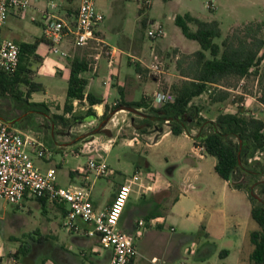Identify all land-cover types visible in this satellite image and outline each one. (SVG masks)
Instances as JSON below:
<instances>
[{
	"label": "rangeland",
	"instance_id": "rangeland-1",
	"mask_svg": "<svg viewBox=\"0 0 264 264\" xmlns=\"http://www.w3.org/2000/svg\"><path fill=\"white\" fill-rule=\"evenodd\" d=\"M42 1L44 7L40 9L41 16L31 17V13L27 11L18 14V17L10 14L8 21L1 29L0 42L11 40L20 45L24 42L35 43L43 40V31L47 21L45 11L55 10V8H52V5L56 4L58 6V14L66 15L68 11H74L79 4V0ZM102 9L105 19L100 24L99 29H101L105 41L112 49L119 48L125 50L133 57H137L138 55L134 48L130 47V42H137L151 48L155 47L160 41H153L147 36L148 30L154 22H161L168 41L171 40L176 44H182L184 40L191 42V40L184 37L181 29L176 26L173 19L176 15L184 16L189 13L203 21H219L222 37L215 40L219 45L238 26L250 22L264 23V0H104ZM192 28L195 30L194 26ZM100 39H103V37L100 36ZM194 43L197 44L196 42ZM158 53L165 60L166 71L170 70L173 64L176 66L178 55L175 53V50L169 54ZM180 54L179 56H181ZM37 55L40 58H32L28 71V80L32 83L43 85L44 90L32 94L30 99L27 98L28 87L24 85L15 91V95H5L0 91V116L11 125L14 123L13 126L18 129L31 131L46 142L47 146L54 153L53 157L38 161V165L42 170L49 168L57 170L60 183L63 186H67L71 182L70 171L81 169L88 161L86 157L75 155L79 153L85 142L79 144L76 149L75 146H69L67 148L68 151L56 152L55 133H63L64 136L69 137L68 141L74 142L73 139L77 135L83 136L96 133L105 120L98 118L96 122L89 125L88 123L93 122L94 118L87 116V106L84 109L79 106L76 114L69 118L68 124L63 125L60 122L56 125L55 115L61 116L64 111L63 99L65 90H63L64 88L60 84L61 82H59L60 73H55V69L52 72L48 69V64L45 63L46 60L49 63L55 62L54 57L56 56L50 54L46 42H42L39 45ZM75 56L88 57L92 60L101 57L98 59L100 66L98 76L99 78L107 76L108 58L112 56V52L105 44L92 41L87 47L73 48L71 49V58ZM129 61L130 64L138 63L135 60V62H131V59L123 56V63L120 69L123 76H129L128 82H131L130 78H133L135 82L132 84L134 86L137 84L135 88V100L140 101L147 94L149 96V106L160 107L155 104V94L161 91L172 92V87L168 88L167 84H164L162 81L154 93L152 86L147 85L145 80L137 78L135 66L129 65ZM43 66L44 69L42 70ZM263 68L264 61L259 66L260 70ZM255 70L253 69V71ZM173 71L176 72V68ZM160 76L162 75H154L150 72L146 73L147 78L156 77L159 80ZM224 85L225 87H229V91L231 92V98L227 102L221 105H211L208 98L209 94H204L200 99L194 100L195 105L202 107V116L204 118L214 120L221 113H230V111L236 113L239 107H242L245 109L247 115L264 120V84L261 85L258 76L253 73L249 78L229 80ZM222 89L225 88L222 87ZM55 92L58 94L56 99ZM113 95L119 100L121 99L116 88L113 89ZM17 97L21 100L19 101ZM241 98L243 100H240ZM26 99L31 103L45 104L48 110L42 109V111L43 113H47V117L43 113L32 114L28 117L24 110L26 106L24 100ZM110 101H113V97L110 98ZM94 111L96 112V110ZM123 111H119L121 114L109 125V129L116 135L120 131V128H123L121 135L130 139L136 138L137 142L125 147L123 146V140L120 138L122 136H118L115 148L108 158V164L115 174L111 177H100L96 182L95 175L92 174L90 181V184L96 183L94 196L98 199L102 197L103 193L105 196L109 195L118 185L127 184L131 186L132 194L119 226L121 231L125 230L124 226L129 227L131 222L137 218V212L140 207L143 208V212L139 218L145 224L149 221V214L152 212L167 214L176 193L174 190L169 196L159 189L168 187L167 182L170 180L180 183L181 175L184 173L182 171V173L179 172L173 177L169 176L171 166L174 164L176 158L173 140L164 142L160 147L147 148L143 145V142L140 143L139 141H149L146 136L151 134L154 135V140L152 141H157L159 136L155 133V129L152 128L145 133H139L140 136H135L134 132L136 131L132 125V120L140 123L141 117ZM122 116H126V122H122L124 119L121 118ZM18 123L20 124L18 125ZM167 128H169L168 125H164V129ZM196 134L197 130L195 129L192 135L195 136ZM90 140L91 138L88 139V141ZM196 153L198 152L196 151ZM148 158L153 163L151 168H147L145 164V159ZM256 159L264 162V154L261 152L257 153ZM262 180L264 179L262 178ZM78 181L76 180V182L74 181L71 184L79 186ZM253 189L254 195L264 201V187L255 185ZM64 222L65 218H63L62 212L59 209L57 210V207L53 204L43 206L42 203L33 201L31 203H24L21 206H13L0 201V253L14 256L22 264H56L55 253L72 246V236L75 234L64 227ZM256 225L258 230L259 226L257 223ZM166 230L170 229L166 227ZM202 236L200 233L197 236L188 237L184 241L182 259H180L182 261L180 262L179 260L178 264H200L194 255V250L196 245L204 242ZM136 243H139L137 239ZM211 245L214 246L213 242H211ZM249 245L251 248H254L252 244ZM26 246L29 247L30 253L24 256L19 250ZM221 246L225 250L231 249L227 245ZM100 250L103 253L108 251L102 248ZM58 257L62 260L60 255H56V258ZM73 258L77 259L76 261H87L89 259L88 255L86 253L83 254V252L81 253V251ZM212 264H237V261L235 258L222 261V258L216 256Z\"/></svg>",
	"mask_w": 264,
	"mask_h": 264
},
{
	"label": "crops",
	"instance_id": "crops-1",
	"mask_svg": "<svg viewBox=\"0 0 264 264\" xmlns=\"http://www.w3.org/2000/svg\"><path fill=\"white\" fill-rule=\"evenodd\" d=\"M103 2L104 0L97 1V7L101 12H103ZM43 7L44 3L42 0H34L32 7L27 12L31 13V17H37V15L41 16L40 9ZM18 14L21 13H18L14 10L11 12V15L15 17H18ZM173 19L175 21V16L173 17ZM159 23L161 24V22ZM99 27L97 29V33H99L100 36L103 37V39H101L103 44L108 46L109 50L112 52V58H108V74L105 78H99L98 76L100 71L98 59H100L101 57L97 58L94 71L86 75V77L89 79L87 88L88 93H91L104 101L103 104L93 107V110H96L97 118H94L93 122H89V125L96 122L98 118H102L106 110V105H108L109 107H113L122 99V97L127 102H137L135 100V88L137 84H135V86L132 84L135 82L133 78H130L131 82H128L129 76H123L121 73L120 67L123 63V56H127L129 59H131V62L137 61L139 63L140 60L149 59L152 48H154L161 54H169L173 50H177L182 54H193L200 49L199 44L197 42L196 43L198 45L194 43L195 41L188 42L184 40V43L176 44L171 40L168 41L167 35L165 34L163 38L158 39L160 41L157 43V45L151 48L145 47L137 42H130V47L134 48L138 55L137 57H133L125 50L119 48L112 49L105 41L103 33L101 29H99ZM66 47L70 49L72 46L67 44ZM177 55L178 59L179 54ZM54 59L55 62L53 63H49L48 60H46L45 63L48 64L49 70L53 72L55 69V73H60L59 82H61L60 84H62L64 88L63 90H65L63 99L64 110V106L66 103V90L70 78V66L67 59H63L60 57H54ZM134 64L135 63L130 64L129 61V65ZM49 65L52 67H50ZM174 68H176L175 64H173L170 70H167L162 76H160L162 80L160 78L158 80L156 77H142L139 74H137V78L139 80H145L147 85L153 87L155 93L162 81L164 84H167L168 88H171L173 84L182 79L177 70L176 72L173 71ZM43 69L44 66L42 67V70ZM149 81L151 82L148 83ZM115 88L118 89L121 98L120 100L113 95V89ZM120 90H122V95L120 93ZM56 93L57 92H55V99L58 96V94ZM112 97L113 101H110V98ZM146 98H149L147 94L143 96V99ZM221 104L223 103L214 105ZM79 106L83 109L86 108V106V109L90 108L87 102L80 104L78 101H74L73 113L66 114L65 118L69 119L74 114H76L78 110L77 108ZM230 113L234 112L230 111ZM120 114L121 112H118L111 119L106 128L109 129V125L114 122ZM62 115H64V111ZM121 118H124L122 122H126V116H122ZM122 130L123 128H120V131H118L116 135L113 133V138H109L102 133L94 135L92 134L87 136L84 140L77 144H74L75 140L74 142L68 141L69 137L64 136L63 133H61L62 135L60 133H55V151H68L67 148L69 146H75L76 149L77 146L82 142H89V138H91L90 141H92L93 139H100L105 143L111 140L113 142V145L109 147L108 151L102 156V159L109 166L108 176L111 177L115 174V172L108 164V158L115 148L117 137L122 136L120 138L123 140V146L125 147L131 146L133 145V143L137 142L136 138L130 139L128 137H124V135H121ZM136 132H134V135L140 136L139 133ZM142 136L144 137V135ZM146 138L149 141L139 142H143V145L149 149L160 147L164 142L173 140L172 142L174 145L176 158L174 164H172L171 166V172L169 176L173 177L179 172L182 173V171H184V175H181L180 183L175 180H170L168 181L169 183L167 182L168 187L159 189L160 191L167 193V195L169 196L174 190V192L176 193L167 214H163L162 212H152L151 214H149L150 217L156 213H158L159 217L151 218L144 226H140V221H143L139 218L140 214L143 212V208L140 207L137 212V218L133 222H131V227L124 226L125 230H123L122 232L125 233L134 242L138 251V255L134 258L132 264H148L149 261L153 258H160L165 261L166 264H178L179 260L182 259V249H184V241L188 239V237L194 235L197 236L200 233L203 235L202 239H204V242H200V244L196 245L194 250V255L199 260L200 264H212V261L214 260V258H216V256L222 258V261H227L230 258H235L237 264H253L250 258L254 248H251L249 245L251 244L249 237L251 232L257 230V225L252 218L253 205L249 200L248 193L234 189L230 186L229 182L224 181L220 178V176L215 171L217 159L209 156L208 154L200 155L199 153H196L195 140L193 139V137L187 134L175 136L171 133L170 129L167 128L164 129V132L162 133V135H160L157 141H152L154 140L153 134L146 136ZM79 156L86 157L88 159L87 163L91 158H98L96 154ZM87 163L81 169L70 171L71 182L67 186L72 185L71 183H73L74 181L76 182V180H79V186L90 184L92 174L85 173ZM145 164L147 168H151L153 166V163L149 158L145 159ZM95 182L92 183L94 184L92 192L94 205L98 210H107L112 205L116 194L120 189V186L123 184L115 187L114 190L107 196H105V194L103 193L102 197L98 199L94 196V189L96 185ZM58 183L59 185L63 186L59 181V177ZM55 207H57V210L59 209L62 212L63 218H65L67 206L55 204ZM77 224L80 230L77 232L72 231L73 233H75L72 236V246L56 252L55 263L110 264L111 252L107 251L106 253H103L100 250L101 247L99 238L88 236L87 232L91 229V227L88 224L84 223L81 219L77 221ZM166 227L170 230H166ZM136 239L139 242L138 244L136 243ZM211 242H213L214 246L211 245ZM221 245H227L231 247V249L225 250L221 248ZM78 250H80L81 253L83 252V254L86 253L89 259L87 261H76L77 259L75 260L73 257H75V255L80 252ZM56 255H60V257H62V260H60L59 257L56 258ZM181 261L182 260H180V262Z\"/></svg>",
	"mask_w": 264,
	"mask_h": 264
},
{
	"label": "trees",
	"instance_id": "trees-1",
	"mask_svg": "<svg viewBox=\"0 0 264 264\" xmlns=\"http://www.w3.org/2000/svg\"><path fill=\"white\" fill-rule=\"evenodd\" d=\"M76 14L77 8L72 12L68 11L66 16L74 18ZM175 24L181 29L184 37L197 42L200 49L193 54H180L175 50L176 54L181 55L177 59L176 70L182 79L172 85L174 102L156 108L149 106L148 98L127 102L122 97L115 106L106 105L102 119H107L111 113L125 107L144 110L146 116H140V123L134 120L132 122L138 133H145L154 128L160 137L164 132V125H168L175 136H193L192 132L196 129L197 134L193 136L195 145L204 147L209 156L217 159L215 171L220 178L229 182L234 189L248 193L253 204L252 218L259 226L258 230L250 234L254 247L250 259L253 264H264V201L252 195L255 185L264 187V180L261 181L264 179V162L256 159L257 153L264 154V120L247 115L242 107H239L236 113H221L216 119L210 120L202 116V107L194 104V100L204 94H209L211 105L227 102L231 98V92L230 88L224 85L226 81L246 79L253 73L259 77L261 85L264 84V68L259 69L264 61V23L250 22L234 28L221 45L215 42L222 37L221 26L217 20L203 21L187 13L184 16L176 15ZM96 36L100 38L99 33H96ZM42 42L48 44L44 37L35 43L24 42L19 45L21 55L17 72L12 75L0 72L2 94L15 95V91L24 85L28 87L27 98L30 99L32 94L44 90L43 85L28 80L32 58H40L37 51ZM68 60L70 78L64 115H55L56 125L60 122L63 125L68 124L69 119H66L65 115L73 113L74 101L80 104L87 102L90 107L87 116L92 118H97L93 107L104 103L101 98L87 91L89 79L86 75L94 71L97 58L92 60L75 56ZM133 66L142 77H146L149 72L140 63ZM17 99L21 100L18 97ZM28 99L24 100V110L28 117L43 113L42 109L48 110L45 104L31 103ZM43 114L47 117V113ZM0 118L8 122L2 116ZM36 201L43 206L47 204L46 200ZM157 217L158 213L149 217V220ZM19 251L24 256L30 253L27 246Z\"/></svg>",
	"mask_w": 264,
	"mask_h": 264
},
{
	"label": "built area",
	"instance_id": "built-area-1",
	"mask_svg": "<svg viewBox=\"0 0 264 264\" xmlns=\"http://www.w3.org/2000/svg\"><path fill=\"white\" fill-rule=\"evenodd\" d=\"M34 0H0V35L1 29L14 10L18 13L28 11ZM98 0H79L77 14L68 18L58 14V6L52 5V11H45L47 18L44 37L48 42L50 54L63 59L71 57V49L87 47L90 42L103 43L96 36L99 25L104 21V13L97 7ZM151 40L165 36L164 27L156 22L147 32ZM72 47L68 49L66 45ZM20 46L11 40L0 42V72L12 75L20 65ZM112 58V56L110 57ZM112 62V60H111ZM140 63L151 74L163 75L166 72L164 58L157 50L151 49L149 59ZM155 104L162 106L173 103L172 92H158L154 96ZM113 145L111 140L93 139L82 145L78 154L93 155L86 165L85 173L94 174L95 181L109 175V167L102 159L103 154ZM196 151L207 154L205 148L196 145ZM53 151L46 142L31 131H24L0 118V201L13 206H21L36 200H46L48 204L66 205L64 227L70 231H79L77 221L81 219L91 229L89 237H98L100 246L111 252L110 264H132L138 251L134 242L123 233L119 226L128 201L132 194L130 185H122L112 205L104 211L98 210L93 202V185L61 186L58 183L57 170H42L38 161L53 156ZM140 226L145 222L140 221ZM0 264H20L14 256L0 253ZM148 264H166L160 258H153Z\"/></svg>",
	"mask_w": 264,
	"mask_h": 264
},
{
	"label": "water",
	"instance_id": "water-1",
	"mask_svg": "<svg viewBox=\"0 0 264 264\" xmlns=\"http://www.w3.org/2000/svg\"><path fill=\"white\" fill-rule=\"evenodd\" d=\"M121 110H124V111H126V112H128V113H132V114L137 115V116H143V117L146 116V114L143 112V110H138V109H134V108H125V107H122V108L118 109L117 111L111 113V114L107 117V119H105V121L100 125L99 130L96 131V133H94V134H100V133H102V134H105L106 136H108L109 138H113V136H114L113 132H112L110 129L106 128V127H107V125L109 124V122L111 121V119H112V118H113V117H114L119 111H121ZM13 124H14V123H13ZM13 124H12V125H13ZM92 134H93V133H92ZM94 134H93V135H94ZM89 135H90V134H86V135L81 136L80 138H78V139L75 141L74 144H77V143L81 142L82 140H84V139H85L87 136H89ZM252 195H253L254 198L259 199L258 197H256V196L254 195V193H253Z\"/></svg>",
	"mask_w": 264,
	"mask_h": 264
},
{
	"label": "flooded vegetation",
	"instance_id": "flooded-vegetation-1",
	"mask_svg": "<svg viewBox=\"0 0 264 264\" xmlns=\"http://www.w3.org/2000/svg\"><path fill=\"white\" fill-rule=\"evenodd\" d=\"M80 135H77L75 138L77 139ZM75 138L73 140H75Z\"/></svg>",
	"mask_w": 264,
	"mask_h": 264
}]
</instances>
